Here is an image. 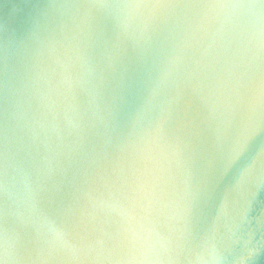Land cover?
Segmentation results:
<instances>
[{"label":"water","instance_id":"95a60500","mask_svg":"<svg viewBox=\"0 0 264 264\" xmlns=\"http://www.w3.org/2000/svg\"><path fill=\"white\" fill-rule=\"evenodd\" d=\"M0 264H264V0H0Z\"/></svg>","mask_w":264,"mask_h":264},{"label":"clouds","instance_id":"9594fccd","mask_svg":"<svg viewBox=\"0 0 264 264\" xmlns=\"http://www.w3.org/2000/svg\"><path fill=\"white\" fill-rule=\"evenodd\" d=\"M112 7L117 8L119 10L118 15L123 16L127 20L133 14L131 10L140 8L142 6L129 4V5H114ZM5 251L7 253V248L5 249ZM133 259H138L143 261L149 259V257L147 255H141L139 257H133Z\"/></svg>","mask_w":264,"mask_h":264}]
</instances>
